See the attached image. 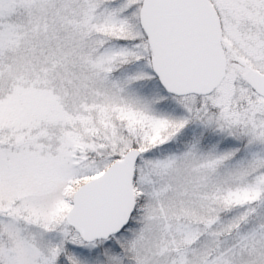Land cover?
I'll list each match as a JSON object with an SVG mask.
<instances>
[{
	"label": "snow or ice",
	"instance_id": "1",
	"mask_svg": "<svg viewBox=\"0 0 264 264\" xmlns=\"http://www.w3.org/2000/svg\"><path fill=\"white\" fill-rule=\"evenodd\" d=\"M0 264H264V0H0Z\"/></svg>",
	"mask_w": 264,
	"mask_h": 264
}]
</instances>
